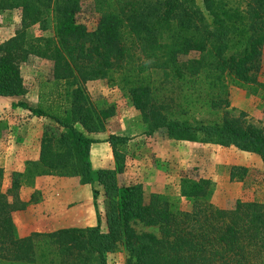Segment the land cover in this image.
Listing matches in <instances>:
<instances>
[{
	"label": "trees",
	"instance_id": "obj_1",
	"mask_svg": "<svg viewBox=\"0 0 264 264\" xmlns=\"http://www.w3.org/2000/svg\"><path fill=\"white\" fill-rule=\"evenodd\" d=\"M14 8L22 9V26L0 43V95L27 93L21 65L32 53L53 59L56 80L72 78L77 87L62 114L19 102L54 117L64 130L59 136L43 134L39 158L12 172L8 192L2 189L0 167V264H108V253L120 242L132 264H264V201L239 199L233 208H222L212 201L210 181L192 177L181 179L178 197L157 194L147 201L141 182L118 183L124 166L119 146L131 138L110 134L117 166L95 168L91 153L99 140L77 126L103 129L114 108H96L83 85L118 71L148 134L165 128L176 139L257 153L264 163V128L238 118L192 120L173 95L176 88L193 89L184 96L205 97L206 91L208 104L220 107L229 104L228 80L264 89L254 72L263 54L264 0H246L245 8L229 0H202V5L197 0H95L94 29L79 19L82 0H0V10ZM37 24L51 33L30 40L27 29ZM192 52L198 55L184 58ZM246 172L234 166L231 176ZM41 175L102 184L110 205L108 230L101 228L98 212L94 226L21 236L13 212L27 202L18 192ZM98 193L94 188V198ZM135 222L158 226L159 234L138 231Z\"/></svg>",
	"mask_w": 264,
	"mask_h": 264
},
{
	"label": "rangeland",
	"instance_id": "obj_2",
	"mask_svg": "<svg viewBox=\"0 0 264 264\" xmlns=\"http://www.w3.org/2000/svg\"><path fill=\"white\" fill-rule=\"evenodd\" d=\"M202 5V0H197ZM231 4L245 8L246 0H229ZM99 13L95 8V0H82V10L79 19L94 29L97 24ZM22 26V9L0 10V43L11 38ZM39 25L27 29L30 40L50 34ZM192 52L184 58L197 56ZM27 93L22 96L0 95V167L4 169L2 189L8 192L12 182L13 171H24L27 160L33 159L38 153V145L43 134L48 131L59 136L64 128L50 115H38L30 108L20 105V101L29 103L32 107H40L49 114H62L70 106V91L77 84L67 79L56 80L55 62L53 59L43 58L37 54H30L21 65ZM258 80L264 82V46L263 54L259 61V68L254 71ZM69 79V80H70ZM90 96L93 105L98 108L113 107L114 114L105 120L101 130L91 132L82 124L78 128L87 135L97 138L99 141L93 144L91 159L93 166L97 168L99 159L107 167L108 157L114 160L112 168H116V160L112 147L107 141L110 134L127 135L131 139L124 145H120L123 156V170L117 173L119 185H127L141 182L147 201L154 195H180V183L183 177L195 179L205 178L210 181L213 188L212 201L222 208H233L237 200L264 201V163L260 155L254 152L242 150L236 146H223L214 142H200L176 139L168 135L165 128H161L152 134L146 132V123L142 112L137 109L131 99L128 87L118 71L104 78L89 80L83 85ZM166 88H171L168 85ZM229 104L220 107H211L207 102L206 91L199 97L197 94L184 96L188 91L175 89V104L182 102L186 105L188 114L192 120L220 121L223 118H238L244 124H253L264 128V89L259 87L254 90L248 84H239L228 80ZM108 142V143H106ZM105 143L106 148H103ZM100 145V146H98ZM99 148V149H98ZM101 150V151H100ZM98 152V153H97ZM234 166L247 168L246 173H239L232 178ZM59 179L68 183L61 187L57 197L63 198L64 206L69 204V210H62L55 221L64 224L89 222L88 206L81 210L72 207L85 204V197L90 191L82 186L79 189L78 177L41 175L34 179L31 184L24 183L19 189L21 195H43L45 186L40 181ZM39 181V182H38ZM37 183V184H36ZM74 185V186H73ZM85 185V184H82ZM55 188V187H54ZM99 193L92 203L101 216V228L108 230L107 211L109 200L105 194L104 186L100 183L92 185ZM36 189L34 192L33 190ZM52 187L50 188V190ZM57 190V189H56ZM33 192V194H32ZM53 192V189L48 192ZM58 193V190L55 191ZM60 195V196H58ZM9 199H13L10 192ZM39 198V197H38ZM84 200L78 203L79 200ZM22 200V199H21ZM29 210H25L15 216L17 225L22 228L29 223L31 227L24 228L27 232L33 228H39L37 222L40 206L32 204ZM75 206V207H76ZM47 209V208H45ZM51 219V218H50ZM138 231H154L159 234L158 226L145 225L135 222ZM30 228V229H29ZM19 229V228H18ZM19 232L22 233V230ZM53 255V254H52ZM108 264H132L130 254L125 245L120 242L115 251L108 253Z\"/></svg>",
	"mask_w": 264,
	"mask_h": 264
},
{
	"label": "crops",
	"instance_id": "obj_3",
	"mask_svg": "<svg viewBox=\"0 0 264 264\" xmlns=\"http://www.w3.org/2000/svg\"><path fill=\"white\" fill-rule=\"evenodd\" d=\"M108 143V142H106ZM101 144H104L103 145V148H106V145L105 143H101ZM100 146V145H98ZM99 149V148H98ZM38 154L36 156H34L33 159H37L39 158V154H40V141H39V145H38V150H37ZM101 151V150H100ZM98 153V152H97ZM92 154L94 155V152H92ZM102 154V152L98 153L97 155V159H98V163L96 164V166L98 167H103L105 166L104 163L98 158L99 155ZM108 161V165L107 167H111L113 166L114 164V160L110 157H108L107 159ZM39 182V181H38ZM63 182H66V181H63V180H59V179H52V180H46L45 181H40V185H43L46 187V189L43 190V195H36L34 194L33 196L30 194L29 196H25V195H21V199L25 202H27L25 208L23 209H19V210H16L13 212V217H14V221L17 225V222H16V219H15V216L17 217V214H19L20 212L22 211H27L29 210L32 206V204L35 203V205H38L40 206V209H42L39 213V220L36 221L37 222V225L39 228H33L31 230H28L27 232L24 231V228H28L29 226L31 227V225L29 223H27V225L25 227L22 228L21 225H17V227L20 229V231L22 230V233H20L21 236H26V235H29L31 234L32 232H35V231H39V232H50V231H54V230H57L59 228H63V227H87V226H94L98 223V218H97V215H98V210L97 208L92 204L94 202V195L92 194V185L91 184H85V185H82V184H79V189L77 188H74L73 190H80V188H82V186H85L89 189L90 193L89 195H87L84 199H85V204L86 205H83L81 204V206H74L72 207V210L73 209H78V210H81L82 207H85L88 206V214L90 216L89 218V222L84 224L82 223L81 221L79 223H73V224H64V222H57V224L55 225V221H58V217L56 215H58L60 212H62V210H69V204H67L66 206H64V202H63V198H60L57 197V194H60L59 192L61 191V187L65 186V185H68V183L64 184ZM37 184V183H36ZM74 186V185H73ZM52 187L53 189V192H51L50 194L48 192H50V188ZM55 187V188H54ZM58 190V193H56L55 191ZM36 189L33 190V192L35 191ZM32 192V194H33ZM61 195V194H60ZM58 195V196H60ZM39 197V198H38ZM84 200H79L78 203H81L83 202ZM47 208V209H45ZM100 212V211H99ZM51 218V219H50ZM18 229V231H19ZM30 229V228H29Z\"/></svg>",
	"mask_w": 264,
	"mask_h": 264
}]
</instances>
